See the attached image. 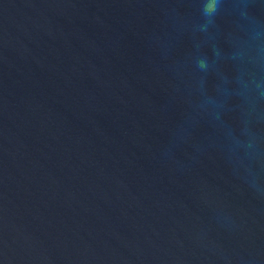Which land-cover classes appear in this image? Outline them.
I'll list each match as a JSON object with an SVG mask.
<instances>
[{"label": "water", "instance_id": "1", "mask_svg": "<svg viewBox=\"0 0 264 264\" xmlns=\"http://www.w3.org/2000/svg\"><path fill=\"white\" fill-rule=\"evenodd\" d=\"M0 264H264V0H0Z\"/></svg>", "mask_w": 264, "mask_h": 264}, {"label": "clouds", "instance_id": "2", "mask_svg": "<svg viewBox=\"0 0 264 264\" xmlns=\"http://www.w3.org/2000/svg\"><path fill=\"white\" fill-rule=\"evenodd\" d=\"M208 11H213L214 10V5L209 4L207 5Z\"/></svg>", "mask_w": 264, "mask_h": 264}]
</instances>
